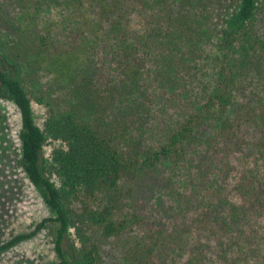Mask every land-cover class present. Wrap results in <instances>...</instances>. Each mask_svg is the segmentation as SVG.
<instances>
[{
	"label": "trees",
	"instance_id": "1",
	"mask_svg": "<svg viewBox=\"0 0 264 264\" xmlns=\"http://www.w3.org/2000/svg\"><path fill=\"white\" fill-rule=\"evenodd\" d=\"M7 1L0 86L49 214L0 230V264H101L94 232L129 264H264V0Z\"/></svg>",
	"mask_w": 264,
	"mask_h": 264
},
{
	"label": "rangeland",
	"instance_id": "2",
	"mask_svg": "<svg viewBox=\"0 0 264 264\" xmlns=\"http://www.w3.org/2000/svg\"><path fill=\"white\" fill-rule=\"evenodd\" d=\"M214 18L219 16V8H212ZM18 23L17 11L7 0H0V32L4 34L9 27ZM29 80L39 89L51 92L50 94L59 97L56 90L51 87L49 76L40 71L28 73ZM43 109L38 108L36 113L40 115ZM40 121V118H37ZM20 129L19 114L13 101L6 90L0 86V230L7 231L8 225L17 227L21 223V229L31 218L41 215H48L49 211L43 204L39 192L31 187L26 181L23 170L19 165V143L18 131ZM129 184L124 185L127 192ZM123 209L126 210L129 197L122 200ZM129 236L121 235L116 237L101 238L99 232H94L100 248L101 264H129L125 259L126 239ZM25 255L33 260V251L46 253L50 248V238L47 232L40 233L29 243L24 245ZM10 261L22 264H29L23 261L19 255L14 253L10 256Z\"/></svg>",
	"mask_w": 264,
	"mask_h": 264
}]
</instances>
